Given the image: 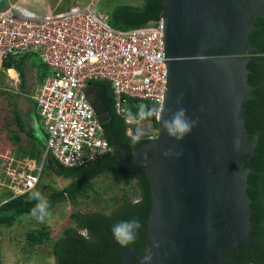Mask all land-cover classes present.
<instances>
[{
	"label": "water",
	"instance_id": "1",
	"mask_svg": "<svg viewBox=\"0 0 264 264\" xmlns=\"http://www.w3.org/2000/svg\"><path fill=\"white\" fill-rule=\"evenodd\" d=\"M263 4L164 0L168 82L157 136L134 152L133 161L123 149L119 157L127 168L144 169L150 181L152 207L146 223L151 244L145 252L120 247L121 264H144L147 254L152 257L148 264H221L239 243L250 241L246 187L254 169L243 168L233 154L251 156L258 144L260 132L249 138L245 130L242 103L252 89L246 54L255 49L248 44L255 25L248 20L252 15L264 17ZM85 93L99 121L111 126L92 81ZM180 107L196 123L176 140L165 131L164 120Z\"/></svg>",
	"mask_w": 264,
	"mask_h": 264
},
{
	"label": "built area",
	"instance_id": "2",
	"mask_svg": "<svg viewBox=\"0 0 264 264\" xmlns=\"http://www.w3.org/2000/svg\"><path fill=\"white\" fill-rule=\"evenodd\" d=\"M34 52L48 69L31 95L46 133L43 159L50 155L64 166H82L110 150L103 124L85 93L93 79L111 83L115 112L128 124L146 122L153 127L151 120L127 118L125 103L131 97L162 105L168 82L162 17L117 29L110 25L109 13L94 1L42 18L21 17L10 8L1 11L0 65ZM0 157V195L8 193L0 197V205L36 189L42 164L37 166L32 158Z\"/></svg>",
	"mask_w": 264,
	"mask_h": 264
},
{
	"label": "trees",
	"instance_id": "3",
	"mask_svg": "<svg viewBox=\"0 0 264 264\" xmlns=\"http://www.w3.org/2000/svg\"><path fill=\"white\" fill-rule=\"evenodd\" d=\"M163 3L164 0H142L140 5H116L109 12L110 25L117 29H129L150 23L161 17ZM251 22L255 28L251 29L249 33L248 44L255 49L249 53L246 68L248 69L247 82L252 86V89L250 96L242 103V116L245 118L244 127L249 134L248 137H252L256 131H259L260 134L250 160L243 158L245 166L254 169L247 178V182L250 184L248 194L254 199L251 205L253 225L250 234L252 237L251 249L248 251L241 248L236 251L234 257L237 259V264L240 262L264 264V17L258 16ZM13 58L10 57L8 60L12 61ZM2 64L5 67L12 65L7 60H3ZM15 67L19 76L23 78L21 68L16 64ZM47 73L48 69L45 66L43 77ZM92 83L112 117L111 126L107 123L103 124L105 137L112 150L102 154L94 162L72 167L59 164L52 156L46 155L42 168L45 171L49 169L59 176L69 178L70 182L59 190H48L47 184L44 183L38 192L48 199L49 210H51L56 203L61 201L77 204L78 196L88 198L89 190L92 189V181L106 172L126 178L127 187L122 189V200L109 213L99 210L85 212L76 210L71 214L74 226L64 228L62 235L51 245L55 264H121L124 257L122 253L118 252V249L122 245L114 239L112 234L113 224L119 221L135 219L141 224L135 241L127 246H122L124 249L143 245L147 241L146 218L152 207L150 181L144 169L133 170L123 164L116 165L115 161L121 155L122 147L127 148L126 156L130 161H133L135 150L148 143L150 138L140 135V139L134 142L133 138L138 133L126 134L128 123L124 116L115 112L111 83L105 79H93ZM31 104L34 107L33 100ZM141 105H146L148 108L153 107L146 101L128 97L125 103V116L134 121L151 120L154 129H158L155 116L140 117ZM12 118L16 130H13V135L8 137L11 142L15 143V155L40 160L45 144L40 141V137L36 135L34 129L24 123L22 114L16 105H13L12 108ZM20 133L27 137L25 141ZM112 134L117 137L114 145ZM134 196H137L136 200H132ZM37 202L33 195L29 196L28 194L6 200L0 205V225L11 226L18 216L26 213L32 214ZM78 229H86L89 235L87 237L82 235ZM49 234V227L42 225L28 229L25 232V239L29 245L33 246L48 240Z\"/></svg>",
	"mask_w": 264,
	"mask_h": 264
},
{
	"label": "rangeland",
	"instance_id": "4",
	"mask_svg": "<svg viewBox=\"0 0 264 264\" xmlns=\"http://www.w3.org/2000/svg\"><path fill=\"white\" fill-rule=\"evenodd\" d=\"M89 1L96 2L98 9L108 13L116 5H140L142 3V0H79L78 2H83L86 4ZM30 59L36 66L39 67V71L42 73L44 67L42 66L43 63L38 53L34 52L31 54ZM7 86L9 89L14 88V85H12L11 82L7 83ZM15 88L14 89L19 92V81L17 82ZM16 95L15 93L12 94L14 97L11 99V97L8 98L0 94V146H6V149L5 147L0 149V155L23 161L24 159L28 160L29 157H17L14 151L15 143L11 142L8 137L9 135H13V130H16V126L12 118V108L13 105L17 106L22 114L25 124H30V119L33 121L36 112L30 105L31 99H28L29 94L27 92L21 93V97L25 96V99L21 98L22 101H19ZM34 126L36 132H40L43 128L39 120L38 122H35ZM131 129L138 132L140 135L146 136H153L155 130L154 127L151 128L146 122L141 126L134 122L131 125ZM44 134H46L45 131ZM20 135L24 141L27 139L23 133H20ZM44 140L45 135L42 133L40 141L43 144ZM43 161L44 159L41 155L40 160H35V163L37 166H40L41 164L43 166ZM69 182V178L59 176L49 169L45 171V169L42 168L40 180L36 189L31 191L28 195L32 196L35 192H38L44 183L47 184L46 186L48 190H59L66 187ZM92 183V189L89 190L90 196L88 198L78 196L77 204H72L70 201H61L56 203L54 208L49 210L50 214L46 216L43 221L38 220L37 217L33 215V213H26L18 216L11 227L0 225L1 264H55L54 258L51 255V245L62 235L64 228L74 226L71 219V214L76 210L81 212L92 210L110 212V210L122 200V189L127 187L126 178H122L120 176L117 177L108 172L96 177ZM7 195L8 193L4 192L0 195V197L3 198ZM42 225L49 227V239L41 243V245H29L24 237L25 231L40 227Z\"/></svg>",
	"mask_w": 264,
	"mask_h": 264
},
{
	"label": "crops",
	"instance_id": "5",
	"mask_svg": "<svg viewBox=\"0 0 264 264\" xmlns=\"http://www.w3.org/2000/svg\"><path fill=\"white\" fill-rule=\"evenodd\" d=\"M78 1L79 0H7V1L1 0L0 1V12L3 11L4 9L10 8L13 11V13H16L17 15L21 17H29V18L31 17L39 18L40 17L42 18L45 16H57V15L67 12L70 8H73V7L83 8L87 5V3L85 4L83 2H78ZM31 54L33 53L21 54L18 57H14L12 61L8 60L10 59L8 58L7 61L12 63L10 67H5L3 64L0 65V91H1L0 94H2V96L8 97V98L11 97L12 99L14 97L12 96V94L15 93L16 95L17 93L16 96L18 100L22 101L21 98L25 99V96L21 97V93L27 92L29 94L28 99H31V102H32L31 95L43 79L42 77H43V72L45 70V66L44 64L42 65L44 69L42 73H40L39 67L36 66L30 59ZM15 64L16 66L21 68L22 73H23V78L19 76L18 70L15 67ZM18 81H19V87H20L19 92L15 90L16 89L15 87ZM10 82L12 83V85H14L13 87L15 89L7 88L8 87L7 83H10ZM30 105L33 107L31 103ZM38 120L39 118L36 113L33 121L30 119V124L26 123V125L34 129L35 122H38ZM43 130L44 128H42L40 132H36V130L34 129V132L39 137L42 136V133L43 135H45V140H44V144H45L46 134H44L45 130L44 131ZM3 147H5L6 149L5 145L0 146V149H3ZM11 226H7V227H11ZM24 237H25V233H24ZM37 245H41V244H37ZM51 255L53 256L52 250H51Z\"/></svg>",
	"mask_w": 264,
	"mask_h": 264
},
{
	"label": "clouds",
	"instance_id": "6",
	"mask_svg": "<svg viewBox=\"0 0 264 264\" xmlns=\"http://www.w3.org/2000/svg\"><path fill=\"white\" fill-rule=\"evenodd\" d=\"M162 105L153 106L148 108L146 105L140 106V117H151L159 116L162 111ZM196 120L191 119L187 115V110L183 107L178 108L172 113L171 119L164 120V129L170 137H174L176 140H182L185 135L191 132L194 127ZM140 139V134L138 133L133 141L136 142ZM33 198L38 202L33 209V215L37 217L38 220L43 221V219L48 216L49 213V201L46 197L42 196L39 192L33 194ZM141 224L138 220L131 221H119L112 226V234L114 239L122 246H127L135 241L138 230ZM152 259L151 254L144 256V264Z\"/></svg>",
	"mask_w": 264,
	"mask_h": 264
},
{
	"label": "flooded vegetation",
	"instance_id": "7",
	"mask_svg": "<svg viewBox=\"0 0 264 264\" xmlns=\"http://www.w3.org/2000/svg\"><path fill=\"white\" fill-rule=\"evenodd\" d=\"M263 7H264V4H263ZM258 16H256V15H252V16H250L249 17V22H251V21H254V19L255 18H257ZM251 23H253V22H251ZM246 56L248 57L249 56V53H247L246 54ZM112 118V117H111ZM111 125H112V122H111ZM126 134L127 135H134V133H136L134 130H132L131 129V125H127V128H126ZM115 135V134H114ZM116 136V135H115ZM157 136V129L155 130V132H154V135L153 136H149V138H150V141L152 140V139H154L155 137ZM116 139H117V137H116ZM116 141V140H115ZM113 145H114V143H113ZM116 146V145H115ZM114 146V147H115ZM140 148V147H139ZM138 148V149H139ZM122 149H123V151H124V153L126 154V151H127V148L125 147V148H123L122 147ZM137 149V150H138ZM110 150H112V148H110ZM137 150H135V151H137ZM252 156V155H251ZM251 156H250V154L248 153V152H243V153H241L240 155H238L237 153H234L233 154V157H235V158H237L238 159V161L242 164V166H243V168H245L246 166H245V163L243 162V158L245 157L247 160H250V158H251ZM120 157V156H119ZM115 164L116 165H119V164H122L121 163V161H120V159L118 158L116 161H115ZM133 170H136V169H133ZM248 178V177H247ZM248 183V182H247ZM249 186H250V184L248 183V186L246 187V193H247V195H248V198L250 199V202H249V213H250V215H249V217H248V219H249V221H248V227H249V230H248V235H249V237H250V241H248V242H244V243H239L236 247H235V249H234V251H232L230 254H231V256L230 257H228V258H226L225 257V259L224 260H222V262H221V264H237V259L234 257V254L236 253V251L238 250V249H241V248H245L246 250H250L251 249V247H250V244H251V242H252V237L250 236V234H251V231H252V225H253V220H252V214H253V208L251 207V205H252V202H253V198L252 197H250L249 196V194H248V188H249ZM137 199V196H134V197H132V200H136ZM115 207V206H114ZM113 207V208H114ZM111 211V210H110ZM109 213V212H108ZM215 220L218 222H220L221 220H222V217H219V218H215ZM78 232L79 233H81L82 235H84V236H86L87 237V235H89L88 234V231L86 230V229H78ZM151 244V240H149L148 239V236H147V241H145L144 242V244L143 245H140V246H131L130 248H128V249H124L122 246V248L124 249V250H126L127 252L129 251V252H133L134 250H136V251H138V252H145V251H147L148 250V244ZM132 247L134 248V249H132ZM162 250V249H161ZM228 250H226L224 253L226 254V253H228L227 252ZM130 257L131 258H136V255L135 254H132V253H130ZM125 264H133V263H131V262H126ZM239 264H252V263H245V262H240Z\"/></svg>",
	"mask_w": 264,
	"mask_h": 264
}]
</instances>
